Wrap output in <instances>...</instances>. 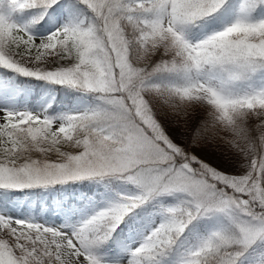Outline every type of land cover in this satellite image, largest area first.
<instances>
[{"label":"snow or ice","instance_id":"6c2138e0","mask_svg":"<svg viewBox=\"0 0 264 264\" xmlns=\"http://www.w3.org/2000/svg\"><path fill=\"white\" fill-rule=\"evenodd\" d=\"M0 264H264V0H0Z\"/></svg>","mask_w":264,"mask_h":264},{"label":"rangeland","instance_id":"374dc122","mask_svg":"<svg viewBox=\"0 0 264 264\" xmlns=\"http://www.w3.org/2000/svg\"><path fill=\"white\" fill-rule=\"evenodd\" d=\"M170 131H172L173 134H177L179 129L172 128V129H170ZM195 151L197 152L198 155H201V156H204L205 158H208L210 160V162H213V163L215 162L214 159H212L211 157L206 156V154L204 152H202L200 150H195ZM229 170L231 171V170H234V169H229Z\"/></svg>","mask_w":264,"mask_h":264}]
</instances>
